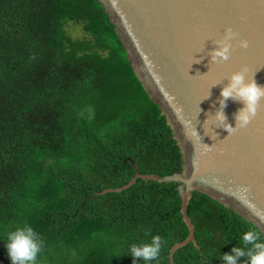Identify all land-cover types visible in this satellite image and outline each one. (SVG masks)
<instances>
[{
	"label": "trees",
	"instance_id": "obj_1",
	"mask_svg": "<svg viewBox=\"0 0 264 264\" xmlns=\"http://www.w3.org/2000/svg\"><path fill=\"white\" fill-rule=\"evenodd\" d=\"M133 164L169 177L184 162L103 5L0 0V264H11L6 233L23 224L44 241L40 264H133L128 247L145 233L164 238L159 264H170L189 235L178 183L99 195L128 185ZM187 215L198 248L174 264H222L243 231L260 232L198 191Z\"/></svg>",
	"mask_w": 264,
	"mask_h": 264
},
{
	"label": "water",
	"instance_id": "obj_2",
	"mask_svg": "<svg viewBox=\"0 0 264 264\" xmlns=\"http://www.w3.org/2000/svg\"><path fill=\"white\" fill-rule=\"evenodd\" d=\"M110 16L131 66L150 99L157 104L171 127L183 155V172L169 177L142 175L133 164L135 177L126 186L107 193H120L138 179L178 183L181 215L192 243L194 226L187 206L194 191L233 210L264 234V100L245 128L230 134L217 128L214 115L220 92L233 73L245 71L264 87V0H97ZM231 28L238 37L231 41L228 61L210 63L215 41ZM246 40L248 48L240 47ZM243 104L229 100L224 113L235 127L234 114ZM209 117V120L207 121Z\"/></svg>",
	"mask_w": 264,
	"mask_h": 264
},
{
	"label": "clouds",
	"instance_id": "obj_3",
	"mask_svg": "<svg viewBox=\"0 0 264 264\" xmlns=\"http://www.w3.org/2000/svg\"><path fill=\"white\" fill-rule=\"evenodd\" d=\"M238 37V33L231 28L226 29L222 39L215 41L216 48L210 53V63L218 64L229 60L231 41ZM246 40L240 41V47L248 48ZM227 86L220 92L219 108L214 115L217 128H223L230 134L237 128H245L257 115L261 100H264V87L259 86L254 78L246 79L245 71L233 73ZM243 104V107L234 114L235 127L227 122L224 109L227 102ZM209 117L207 121L209 120ZM147 239L133 243L128 247V255L133 264L142 261L143 264H159V258L166 241L160 235L145 233ZM11 264H40L39 256L44 248V241L37 230L30 224L15 227L6 233L3 241ZM243 258V259H242ZM222 264H264V234L253 228L243 231L239 244L231 248L229 253L220 254Z\"/></svg>",
	"mask_w": 264,
	"mask_h": 264
}]
</instances>
